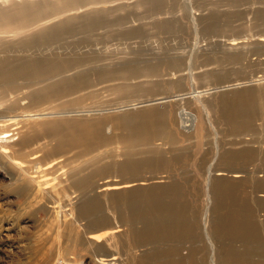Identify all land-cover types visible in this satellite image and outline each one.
<instances>
[{
	"label": "rangeland",
	"instance_id": "obj_1",
	"mask_svg": "<svg viewBox=\"0 0 264 264\" xmlns=\"http://www.w3.org/2000/svg\"><path fill=\"white\" fill-rule=\"evenodd\" d=\"M16 5L29 10L25 18H30V23H26L28 28H9L0 33V64L39 72L41 79L25 75L27 78L15 84L27 93L24 105L35 99L41 109L72 111L81 117L75 119L77 123L98 125V135L103 139L113 134L105 126L113 116L129 129L170 132L173 143L165 140L164 145L158 136L129 149L114 142L103 143L91 154L74 157L72 164L56 173L60 178L44 191L35 185L26 191L28 183L0 153V264H94L88 250L81 251L68 242L71 230L59 227L67 223L69 228H78L79 222L70 216L73 207L87 216L101 213L105 223L114 227L117 218V222L128 223L127 232L116 233L119 236L108 246L99 247L103 254L116 250L122 259L117 264H212L215 254L219 264H227L233 245L243 247L244 243L235 241L230 232L207 234L203 217L208 211L214 222L222 220L224 210L220 205L225 203L229 209L231 198L245 202L254 217L264 208V202L262 205L257 200L264 199V193L257 191L264 190V151L258 144L264 141L260 114L264 84H257L264 83V42L260 41L264 36V0H0L1 11H11ZM31 22L34 25L30 27ZM233 39L244 44L230 46ZM54 83L57 85L52 87ZM51 87L58 89L56 94ZM13 90L17 92L11 97L16 98L20 91ZM51 94L54 96L49 98ZM150 99L171 101L143 105ZM14 106L18 104H11ZM237 109L242 116L247 111L251 117L245 124L242 120L243 127L250 123L249 130L244 131L240 122L231 120L232 111ZM237 126L240 128L236 132ZM33 132L41 140L28 150L48 139L44 129ZM244 135L249 143L235 144ZM61 157L65 158L54 155L51 160ZM122 166L126 167L124 171ZM71 167L80 169V173L69 177ZM217 169L242 170L244 176L230 173L214 179L211 174ZM161 173L169 179L157 181L152 187L108 194L91 191L104 178H143ZM74 180L81 185L78 193L69 188ZM158 201L167 203L175 213L169 218L172 225L185 223L183 233L149 235L161 222L151 214ZM65 202L69 205L63 207ZM252 219L255 232L244 242L251 248V263L264 264V228ZM97 224L90 235L102 233ZM258 226L261 231L256 232ZM140 232L144 234L142 240L137 238Z\"/></svg>",
	"mask_w": 264,
	"mask_h": 264
},
{
	"label": "bare ground",
	"instance_id": "obj_2",
	"mask_svg": "<svg viewBox=\"0 0 264 264\" xmlns=\"http://www.w3.org/2000/svg\"><path fill=\"white\" fill-rule=\"evenodd\" d=\"M23 6H25V5H23ZM23 6H21L22 8H20V6L17 7V5H16L15 6L16 8H14L11 11L10 10L6 11V10H8V8L7 9L5 8L6 10L4 9V11L0 10V31H1L0 33H3L4 30L7 31L6 29L10 30L9 28H14V29L15 28H22L23 29V27L28 28V27H26V23L27 24L30 23V22H27L28 19H30V18H28L26 20L25 16H27L29 10L26 11L25 9H27V8L23 9ZM61 6H59V7H61ZM11 7H13V6H11ZM60 10L62 11V9H60ZM70 11H71V9H70ZM64 12H66V11H64ZM33 13H35V10H34ZM30 14L33 15L32 13H30ZM61 14L62 13H60V15ZM35 16H36V14L34 15V17ZM34 21L36 22V19ZM34 23H32V25H30V27L33 26ZM38 24H36V25H38ZM18 31L21 32V29L18 30ZM260 41L264 42V36L262 38H260ZM243 42L244 41H241L239 39H233L229 44H230V46H239V45H243L244 44ZM44 72H46V71L44 70ZM25 75H27V76L32 75L30 77H35L37 79L40 78V77H38L39 76V72L36 71V69L32 70V68H28V67H25V66L22 67L21 66V67H18V69L15 70L12 66L9 67L7 65H3V63H2V65L0 64V129H3L2 131H0V153L3 154V156L6 157V159H8V162H11L13 168L16 170L15 171V170L11 169L13 171V173H14V171H15V173L18 172L19 176L21 177V179L28 183L29 187H26V189H25L26 191L30 187L32 189H34L35 188V187H33L34 185L37 186V188L42 190V191L49 189L50 183L55 181V180H58L60 178L59 175H57L56 173H58V171L60 169H62V167H65V166L69 165L70 162L72 164V161H74V157H76V156H84V155H87L89 153L91 154V152H92L91 150L93 148H95L96 146H99V145H101L103 143H109V142L112 143V142H114L115 144L117 143V145L118 144L122 145L123 148L129 149V148H132L138 142L139 143L140 142L144 143V142H147L150 138L153 139V136H155L154 139H156V136H158L160 140H164V145H165L166 141L167 142H172L171 140L173 138L169 135L170 132L168 133V132H164L162 130L158 131L157 127H159V126L156 127L157 129H155V130L153 129L154 131L152 129H151L152 131H150V130L146 131V130H144L145 128H143V127H139V128H135V129H129L128 127H126L127 125L125 126V124H123L122 122L120 123L119 121H115V120H118V119L114 120L115 117L112 118L113 116L109 117V119L110 118L111 119L110 120L108 119V121L105 124V126L107 125L106 126L107 129L111 133H113L114 135L112 134V136H108L109 138L105 137L106 139H103L104 137L102 138V137L99 136L100 134L98 135V125L89 124L87 122H79V123H77L75 121V119L77 117H80V115L79 116L75 115L74 113H72V111H68L70 113H63L61 111L56 112L51 107L50 108H46V109H43V108L41 109V107H40L41 103L38 102V101L36 102L35 99L32 100V103H30L28 105H24V103H22V101L25 100L26 98H28L27 97V93L25 91H22V88H17L15 84L17 83V80L27 78ZM45 75H47V74H45ZM59 83H61V82H59ZM257 84L258 85H260V84L262 85L264 83L260 82V83H257ZM56 85H57V83H54L52 87H54ZM59 86L61 87L62 85L59 84ZM56 88H58V86ZM13 89H18L20 91L19 94L16 96V98L11 97L12 93L17 92V91H14ZM61 89H63V88L61 87ZM57 90H55V91H57ZM55 91L53 89V93ZM55 94H56V92H55ZM48 96H49V98H51V97L54 96V94H51V95H48ZM186 98L187 97H185V98L183 97L181 99L183 100V99H186ZM157 100L158 99H150V100L143 101L142 103H143V105L146 104L148 106H152V105H156V104H165L166 102L171 101L169 99L168 100H160L159 99V101H157ZM10 102H11V104L16 103V104H18V106L11 107ZM261 106H262V104H261ZM50 109H52L53 111H51ZM261 109L262 110L260 111V114L263 115L262 116L263 117V121H261V117H260V121L263 122V124H264V111H263L264 110V106H262ZM28 112H31V113H28ZM242 113L243 112H241V110L237 109V110H233L232 111V113H231L232 115L230 114L231 115V120L232 121L234 120V123L235 122L236 123L240 122V124L239 123L238 124L241 127H243V124L246 123V120H248V122L251 121V117L248 116L247 111L243 114V116H242ZM71 114H74V115H71ZM101 114H103V113H101ZM226 114H228V113L226 112ZM223 115H225V114H223ZM152 116H150V117H152ZM144 117H145V119H147L146 116H144ZM184 118L186 119V117H184ZM153 119H155V117ZM153 119L151 118L150 120H153ZM242 120L244 121L243 124H242ZM103 121H105V120L103 119ZM121 121H122V119H121ZM144 123H146V122H144ZM147 123H149V121ZM102 126H104V124H102ZM187 126L188 125H185L184 127H187ZM239 126H237V128H235L236 132H237V129L240 128ZM248 126H250V123H249ZM248 126L244 125L243 130L244 131L249 130ZM190 127L193 128V126H191V125H190ZM40 128L44 129V130H46V132H48L47 136L44 135V137L48 138V139L46 138L47 141L43 142L42 144H38L37 147L32 148L31 150H28V148L31 145H34V144L40 142V140H41L40 136L39 137L34 136V132H33L35 129H40ZM192 128H190V129H192ZM103 129H105V128H103ZM116 129L117 130H124V131H121V132L118 131L116 133L115 132ZM186 129H188V128H186ZM100 130H102V129H100ZM242 134H244V133H242ZM107 135H110V134H107ZM239 135H241V134H239ZM245 135L243 137L240 136V139L237 142H235V144H237V145H239V144H248L249 141L245 138ZM42 140H45V139H42ZM111 143H110V145H111ZM161 144H163V143H161ZM167 144H169V143H167ZM258 144H259V148L262 151H264V141H262L261 143H258ZM98 150H94V152L98 151ZM74 151H76V152H74ZM121 153H122V155L125 154L123 152H120V154ZM67 154H71V155L67 156ZM54 155H63V156H65V158L63 159V157H61V158H54V159L51 160V157H53ZM89 157H90V155H89ZM98 157H100V156L98 155ZM94 158H97V156L94 157ZM106 158H108V156ZM104 159H105V157H104ZM112 159H115V158H112ZM91 160H93V158ZM99 161H101V159ZM95 162L97 163L98 159ZM90 163H92V162H90ZM119 164H118V166H120ZM115 165H117V164H115ZM103 167H105V166H103ZM112 167H115V166H112ZM77 169L78 168L71 167V169L67 173L69 175V177H72V176L80 173V171H79L80 169L79 170H77ZM104 169H106V167ZM116 169H119V168L116 167ZM120 169L122 171H124L126 169V167L122 166V167H120ZM101 171H103V169H101ZM104 171L106 172V170H104ZM131 171H130V173H131ZM159 172H161V171H159ZM99 173H102V172H99ZM230 173L231 174H236L235 177H241V176L243 177L244 176L242 170H240V171L239 170L232 171V170H229V169L228 170L227 169H217L216 172H214L213 174H211V173L210 174H211L212 178L220 180L221 178H225L224 175H227V174H230ZM0 174H1V172H0ZM51 175L53 176V179L49 178V176H51ZM100 176H103V173ZM106 176H108V175H106ZM124 176H126V175H124ZM119 177H121V176H119ZM119 177L116 178V179H114V178L113 179H107V178L105 179L103 177L104 179H102V182L98 181V183L96 185L94 184L95 187L91 191L100 192L101 194H108L111 191H119V190L120 191H127L129 189L133 190V189H138V188H141V187H146V188L149 187V186L152 187L154 185H157V183H158L157 181H162V180L169 179V177L167 178L166 175L162 176V173H161V175L159 174V175L151 176V177H147L146 176V177H143V178L142 177L141 178H137L136 176H135L136 178L135 177L132 178V176H131V178H124V177L123 178H119ZM18 180H19V178H18ZM76 181L74 180L73 182H71V186L69 187L70 189H74V193H76L78 190H80V186H81V185L77 184ZM82 181H83V179H82ZM80 182H81V180L79 181V183ZM88 182H87V184H88ZM87 184H85V183L83 184V182H82V185H87ZM62 188H63L62 192H66V187H62ZM218 189H219V187H218ZM170 190H171V188H170ZM166 191H164V192H166ZM257 191H260V192L264 193L263 189H258ZM167 192H169V191H167ZM210 193H212V189L209 190V194ZM170 194H172V193H170ZM159 195H161V194H159ZM166 195H168V193ZM232 196H233V194H232ZM168 198H169V196H168ZM209 198L210 197H208V199ZM234 198H235V196H234ZM69 200H73V197H70ZM232 200H234V199L231 198V207H229V209H227L226 205L224 207L225 203L224 204L222 203L220 205L221 206L220 209L223 208L222 211L223 210L224 211L222 213L223 215L221 216V217H223V219L220 220L219 222L218 221L214 222L212 219H210L212 217L209 218L208 211H206L207 214H206V212L204 213L203 224H204L205 232L207 234H214V235H218L219 234V236H220V233H228V232H230L232 238L235 241H242L244 243L243 247H237V246L233 245V247L231 249V252H230V256L228 255L229 258H227L228 259L227 264H253V263H251L252 260H251V257H250L251 248H249L244 241L248 240L249 238H251L253 236L254 232H255V227H254L252 216L254 218V221L257 224H261L263 226V228H264V208H262L263 206L262 207L260 206L262 209H259L258 212H255L256 213L255 214L256 217H254V214H252L251 211L248 210L249 208H247V205H246L245 202H241V201H236L235 202V201H232ZM257 200H258V203L260 202V204H262L264 202V199H257ZM168 201H169V199H168ZM164 203H161V202L158 201V202H156L155 205L153 204L154 206L151 209V211H152L151 214H153L155 220H160L161 222L158 223L156 226H154L151 229L149 235H152V236H167L168 237L169 235H178V234L183 233L185 231V228H186L185 225H184L185 223L182 224V222H181L178 225V223L176 221H174V223L176 222L177 224L172 225L171 222L169 221V218H170V216H173V214H175V213H172L173 210L170 208V206L166 205L167 203L166 204H164ZM68 205H69V203L65 202L63 207H66ZM177 206H175V207H177ZM180 210H182V209H180ZM185 210H187V209H185ZM76 211L77 210H75L74 207H73V211L70 213V216L72 215V221L79 222L80 225H78L77 229H74V226L69 228V225H67V223L64 224V225H59V227L61 229L63 227H65V228L67 227L68 230H71L70 235L67 234L68 232L66 233L63 230V234L65 233L68 236H70L71 240L68 239V242L70 241V244L72 246L78 247L81 251L82 250L83 251H87L88 250V252H89L88 253L89 257L88 258L90 260H92L94 264H117V262L118 263L121 262L122 259L119 257V253L116 250L113 253H111V254H103L102 252L101 253L99 252V247L108 246V244L110 242H112L115 239L116 236H119V235H116V233H118L120 231H122L121 234L127 232V230L125 229V226L128 223H126L125 221H122V220L117 222V219H119V218H117L116 221H115L116 225L114 227V225L111 226L110 224H106L105 223V220H104L105 217H103V215H100L101 213L99 215H96V216L95 215L94 216H89V215L87 216L86 214H80L79 212H76ZM176 211H177V209H176ZM90 212H92V210ZM50 213H52V211L49 212V214ZM182 215H183V213H182ZM114 216H116V214ZM136 216H138V215H136ZM127 218H128V216H127ZM180 221L178 220V222H180ZM95 223H99V224H97L98 226H100L99 229H103V230H102L101 234H98L96 236H92V235H90V233H92V230L95 228L94 227ZM50 224L48 226H50ZM143 227H144V225H143ZM147 227H145V228H147ZM60 228H59V230H60ZM106 228H108V229H106ZM258 229L259 230H256V232L257 231H261L260 227ZM149 230H150V228H149ZM44 231L51 232L48 229H46ZM97 231H98V228H97ZM219 231H221V232H219ZM49 232H48L47 235H49ZM146 232L148 233L147 230L145 231V233ZM262 232H264V229H263ZM61 233H62V230L58 232V236L59 237H61ZM55 234L53 235L54 237H55ZM138 234H139V236L137 237L138 240H139V238L141 239V237H144L143 232L142 233L140 232ZM256 234L258 236L259 233H256ZM50 236L52 237L51 233H50ZM182 237H184V234H183ZM44 238H46V237H44ZM137 238L135 237L134 239H137ZM164 238H166V237H164ZM48 239H49V237H48ZM159 239H160V237H159ZM262 239H263L262 240V243H263L262 248H263V251H264V237ZM63 240H61V241L63 242ZM66 243L64 245H66ZM56 244H57V242H56ZM67 247L69 248V245L66 246L65 248H67ZM89 247L93 248L94 250H90ZM212 247H213L214 252H216L215 244H213ZM259 247L261 249V246H259ZM130 249H132V248H130ZM137 250H140V248L139 249L137 248ZM218 254H217V257H220L221 255H218ZM210 263L219 264V260L216 258V254L211 257Z\"/></svg>",
	"mask_w": 264,
	"mask_h": 264
}]
</instances>
